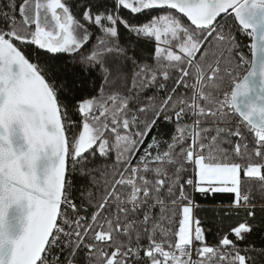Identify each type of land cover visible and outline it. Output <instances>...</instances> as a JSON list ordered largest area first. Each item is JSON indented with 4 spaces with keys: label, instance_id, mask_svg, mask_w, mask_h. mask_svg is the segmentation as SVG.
Returning a JSON list of instances; mask_svg holds the SVG:
<instances>
[{
    "label": "snow or ice",
    "instance_id": "snow-or-ice-1",
    "mask_svg": "<svg viewBox=\"0 0 264 264\" xmlns=\"http://www.w3.org/2000/svg\"><path fill=\"white\" fill-rule=\"evenodd\" d=\"M0 264H264V0H2Z\"/></svg>",
    "mask_w": 264,
    "mask_h": 264
},
{
    "label": "trees",
    "instance_id": "trees-1",
    "mask_svg": "<svg viewBox=\"0 0 264 264\" xmlns=\"http://www.w3.org/2000/svg\"><path fill=\"white\" fill-rule=\"evenodd\" d=\"M0 2H2V0H0ZM139 19L143 21L145 20V17H140ZM237 40L242 46L241 50L244 51L245 55L249 56L250 58V54L248 53L247 48L243 47L249 41L240 34H237ZM146 46L151 48L152 43L148 42ZM69 71L70 72L72 71L71 66H69ZM195 199L197 203L201 205V209L197 210L196 215L205 221V227L212 229V232L208 235V242L210 244L214 243L218 222L215 220L213 213L208 209L212 208L213 206H216L218 208L221 204L227 205L231 201L232 196L231 194H217L213 199H205L201 197L199 194H196ZM234 222H235V218H233L232 220H225L222 227L226 230L227 225ZM253 240L255 241L257 246L261 244V239L259 234L254 236Z\"/></svg>",
    "mask_w": 264,
    "mask_h": 264
},
{
    "label": "built area",
    "instance_id": "built-area-1",
    "mask_svg": "<svg viewBox=\"0 0 264 264\" xmlns=\"http://www.w3.org/2000/svg\"><path fill=\"white\" fill-rule=\"evenodd\" d=\"M242 36V35H241ZM244 37V36H243ZM244 38H246V37H244ZM247 39V38H246Z\"/></svg>",
    "mask_w": 264,
    "mask_h": 264
}]
</instances>
